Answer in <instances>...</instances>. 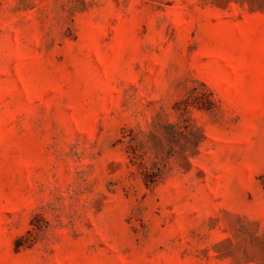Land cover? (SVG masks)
Listing matches in <instances>:
<instances>
[{"label":"rangeland","instance_id":"374dc122","mask_svg":"<svg viewBox=\"0 0 264 264\" xmlns=\"http://www.w3.org/2000/svg\"><path fill=\"white\" fill-rule=\"evenodd\" d=\"M0 264H264V0H0Z\"/></svg>","mask_w":264,"mask_h":264}]
</instances>
